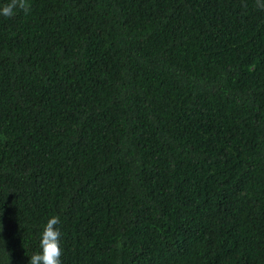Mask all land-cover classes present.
<instances>
[{
    "label": "trees",
    "instance_id": "trees-1",
    "mask_svg": "<svg viewBox=\"0 0 264 264\" xmlns=\"http://www.w3.org/2000/svg\"><path fill=\"white\" fill-rule=\"evenodd\" d=\"M28 3L0 16V264L52 216L61 264H264V8Z\"/></svg>",
    "mask_w": 264,
    "mask_h": 264
},
{
    "label": "clouds",
    "instance_id": "clouds-1",
    "mask_svg": "<svg viewBox=\"0 0 264 264\" xmlns=\"http://www.w3.org/2000/svg\"><path fill=\"white\" fill-rule=\"evenodd\" d=\"M256 2L258 7L264 8V2L261 0ZM18 10L28 13L30 10L28 0H9L0 8V16L11 18ZM60 222L59 216H52L47 220L40 238L41 251L30 257L29 264H61V233L57 227Z\"/></svg>",
    "mask_w": 264,
    "mask_h": 264
}]
</instances>
